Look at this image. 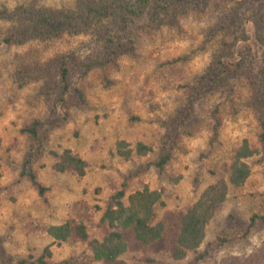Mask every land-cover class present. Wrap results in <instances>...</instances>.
<instances>
[{
  "label": "rangeland",
  "instance_id": "rangeland-1",
  "mask_svg": "<svg viewBox=\"0 0 264 264\" xmlns=\"http://www.w3.org/2000/svg\"><path fill=\"white\" fill-rule=\"evenodd\" d=\"M137 1L0 0V264H37L46 246L51 263L102 264L88 242L113 230L101 217L123 181L124 205L147 187L161 195L155 222L178 215L207 185L228 180L244 140L253 150L244 159L249 175L239 186L227 182L195 252L174 260L131 243L116 261L264 264V222L250 223L264 214L255 101L264 94V0H153L159 8L139 10L124 27L125 8ZM110 41L119 44L104 53ZM64 56L95 64L70 68L65 101L55 103ZM34 121L39 141L25 131ZM119 141L128 158L116 152ZM138 142L150 150L138 154ZM64 149L85 160L83 175L54 169ZM164 150L170 158L159 171L150 164ZM27 157L42 194L20 175ZM64 221L82 223L87 239L54 240L46 229Z\"/></svg>",
  "mask_w": 264,
  "mask_h": 264
},
{
  "label": "trees",
  "instance_id": "trees-1",
  "mask_svg": "<svg viewBox=\"0 0 264 264\" xmlns=\"http://www.w3.org/2000/svg\"><path fill=\"white\" fill-rule=\"evenodd\" d=\"M106 0H98L95 5L106 6ZM138 4V5H137ZM133 9L125 8L123 15V26L125 27L129 17H138V13L148 10L152 12L154 7L153 0H138ZM164 7V6H163ZM140 10V11H139ZM139 11V12H138ZM138 12V13H137ZM42 16H36L35 21H42ZM59 16L52 17V21L57 20ZM34 26H32L33 28ZM7 41H9L7 39ZM108 42L103 44L104 53H110L112 48ZM121 46V44H120ZM102 47V48H103ZM110 49V50H108ZM95 64L92 60L77 61L72 56L60 57L57 66V87L55 90V103L65 101L67 92L70 89V68L76 67L82 73L87 72ZM73 92L79 100L82 99L80 90L73 87ZM255 101L259 111L258 123L260 133L258 136L261 152L264 157V94L256 92ZM38 121L32 122L25 128V131L36 141H39L37 133ZM125 142L119 141L116 143V152L124 158H128L131 150H123ZM40 142L36 147L40 148ZM136 152L144 155L150 150L141 142L135 145ZM253 150L249 148L244 140L242 145L234 154V159L230 165L228 180L218 179L217 181L207 185L196 201L188 207L183 213L178 215L168 214L165 218L159 221H154L155 212L154 206L156 203H161V195L159 191L149 190L144 187L142 190H137L128 197V204L124 205L122 198L126 189V181H123L120 188L110 197L108 205L101 217V221H107L109 227L113 230L109 231L101 241L92 239L88 242L93 258L99 260L102 264H122L116 261L131 243L140 246H152L161 250L174 260H180L185 257L188 251H196L204 237L205 226L213 216L217 208L225 200L227 194L228 183L239 186L249 175V166L244 161L250 156ZM58 160L53 167L57 171L66 169L73 170L78 175H83L86 167V162L77 154L72 153L69 149H64L59 155L55 154ZM170 158L169 150H164L158 155V158L151 162L150 165L156 167L159 171L163 170L164 165ZM27 157L22 165L20 175L26 176L32 185H34L39 194H42L45 188L39 183L31 163ZM258 220L264 222V214H253L250 217V223L254 224ZM47 233L56 241H65L71 237H77L81 240L87 239L85 226L82 223H74L64 221L58 225L49 226L46 229ZM205 252L198 253L196 260H201ZM50 250L46 246L42 249L40 256L37 258V264H86V261H77L73 258L63 260L59 263H51L46 260L49 258ZM26 259H20L15 264H25ZM225 264H237L236 262H225Z\"/></svg>",
  "mask_w": 264,
  "mask_h": 264
}]
</instances>
